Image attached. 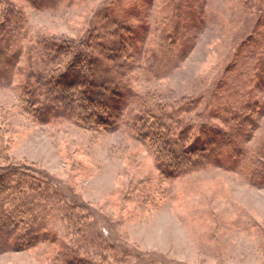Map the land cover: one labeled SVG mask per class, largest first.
I'll list each match as a JSON object with an SVG mask.
<instances>
[{
    "label": "rangeland",
    "instance_id": "1",
    "mask_svg": "<svg viewBox=\"0 0 264 264\" xmlns=\"http://www.w3.org/2000/svg\"><path fill=\"white\" fill-rule=\"evenodd\" d=\"M2 7L21 12L25 32L18 69L0 81V165L48 178L49 194L66 200L49 202L39 245L2 254L0 264H264V178H253L264 175V0H58L47 8L4 0ZM108 19L124 24L121 33H138L134 47L129 39L123 46L140 97L129 108L142 109L144 99L169 113L166 123L183 133L181 151L208 148L212 131L238 126L234 146L221 144L175 178L158 169L131 126L97 131L32 118L21 91L32 68L26 48L45 38L71 42L75 53L91 49ZM76 233L90 240L78 242Z\"/></svg>",
    "mask_w": 264,
    "mask_h": 264
},
{
    "label": "trees",
    "instance_id": "2",
    "mask_svg": "<svg viewBox=\"0 0 264 264\" xmlns=\"http://www.w3.org/2000/svg\"><path fill=\"white\" fill-rule=\"evenodd\" d=\"M57 1L31 0L40 8L55 7ZM2 2L4 4V0H0V81L9 82L10 75L17 68L16 62L24 56V17L13 8H1ZM110 23L108 19L99 28L98 36L103 38L102 43L94 42L91 49L75 53L71 42L67 44L45 38L39 46L30 44L26 48L32 68L22 82L21 91L27 95V109L34 120L42 124L71 120L83 128L111 132L131 126L135 140L147 142L158 169L175 178L201 166L204 157L214 156L221 144L234 146L233 137L238 133V126L222 136L212 131L213 143L208 148L196 144V148L193 145L181 151L183 133L177 134L173 126L166 123L165 120L171 116L169 113L161 111V108L154 109L144 99L140 102V107L144 105L142 109L129 108L130 99L139 100L140 97L135 96L128 82L130 74L125 67L127 64L122 61L123 46L129 39L134 47L138 33L131 28L129 33H121L123 23L116 27ZM92 32L94 37L98 34L97 29ZM93 38L87 37V43ZM63 58L65 68L62 72L59 65ZM84 85L86 87L82 88ZM126 110L130 120L123 123L122 115ZM182 152L187 157L179 159ZM17 169L14 165H0V255L39 245V233H42L45 220L52 212L49 202L58 197L66 200L63 194H49L48 178L34 173H18ZM262 175L255 172L253 178H264ZM43 233L42 239L52 241L47 232ZM76 234L80 236L78 242L90 240L86 233Z\"/></svg>",
    "mask_w": 264,
    "mask_h": 264
}]
</instances>
